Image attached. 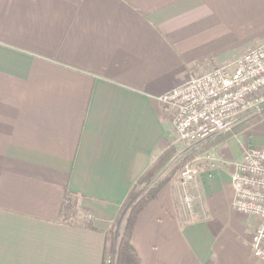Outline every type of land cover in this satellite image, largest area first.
<instances>
[{
    "label": "crops",
    "instance_id": "0c3cea01",
    "mask_svg": "<svg viewBox=\"0 0 264 264\" xmlns=\"http://www.w3.org/2000/svg\"><path fill=\"white\" fill-rule=\"evenodd\" d=\"M262 44L264 0H0V264H102L104 232L177 137L161 97ZM251 135L264 146V123ZM207 178L202 207L183 212L167 184L141 211L143 264H263L230 175ZM68 193L91 222L67 221Z\"/></svg>",
    "mask_w": 264,
    "mask_h": 264
},
{
    "label": "built area",
    "instance_id": "2783aa9c",
    "mask_svg": "<svg viewBox=\"0 0 264 264\" xmlns=\"http://www.w3.org/2000/svg\"><path fill=\"white\" fill-rule=\"evenodd\" d=\"M161 101L172 114L178 141L188 148L262 114L264 44L244 54L232 66L192 76L164 94ZM196 173L197 170L187 166L182 172V183L190 182ZM231 183L235 190L234 210L257 220L251 248L264 264V147L245 152L232 174ZM185 195L187 203L196 199ZM80 216L86 221L92 218L91 215Z\"/></svg>",
    "mask_w": 264,
    "mask_h": 264
},
{
    "label": "rangeland",
    "instance_id": "374dc122",
    "mask_svg": "<svg viewBox=\"0 0 264 264\" xmlns=\"http://www.w3.org/2000/svg\"><path fill=\"white\" fill-rule=\"evenodd\" d=\"M251 121L242 122L231 131L217 134L193 148H188L179 142L174 132L170 140L172 149L170 159L163 165L159 173L156 174L155 180L151 185L149 187L139 186L134 196L136 194L137 198L144 196L157 181H161L165 183L164 185L172 184L174 190L176 189V193H181L183 212L190 213L196 207H202L205 195H207L205 183L210 171L216 174L219 173L224 181L228 180L229 175L232 177L233 172L246 151L251 148L264 147L247 145L252 140V131L264 123V118L256 123ZM187 166L197 170V173L190 182L183 184L182 172ZM233 169L234 171H232ZM180 188H182L181 192ZM185 194L196 197L195 201L187 203L184 200ZM179 201L178 204H180ZM81 214L84 213H79L80 220L84 222L89 221L83 220L80 216ZM189 217L188 220L190 222L191 220L194 222L200 219L195 214L189 215Z\"/></svg>",
    "mask_w": 264,
    "mask_h": 264
},
{
    "label": "trees",
    "instance_id": "16d2710c",
    "mask_svg": "<svg viewBox=\"0 0 264 264\" xmlns=\"http://www.w3.org/2000/svg\"><path fill=\"white\" fill-rule=\"evenodd\" d=\"M262 118H264V112L252 118L251 122H259ZM171 154L172 149L170 146L139 179L128 199L122 205L120 213L112 221L111 227L104 232L106 244L102 264H143L132 241L134 229L141 211L157 196L165 183L157 181L144 196L139 198L134 196V190L142 185L149 187L156 174L159 173L163 165L170 159ZM63 212L68 222L80 220V212L84 213L85 216L91 215L78 204L77 198L72 193L66 195ZM92 220L93 218L86 223Z\"/></svg>",
    "mask_w": 264,
    "mask_h": 264
}]
</instances>
